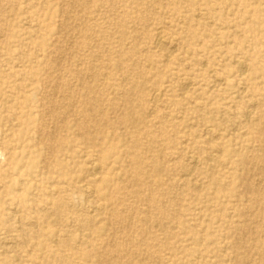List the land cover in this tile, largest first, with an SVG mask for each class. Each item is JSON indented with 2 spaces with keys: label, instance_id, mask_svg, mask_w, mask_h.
Listing matches in <instances>:
<instances>
[{
  "label": "rangeland",
  "instance_id": "obj_1",
  "mask_svg": "<svg viewBox=\"0 0 264 264\" xmlns=\"http://www.w3.org/2000/svg\"><path fill=\"white\" fill-rule=\"evenodd\" d=\"M159 29L165 33L160 52L152 48ZM29 34L34 36L32 47L3 43L23 41ZM168 52L171 57L166 62ZM237 60L246 67L241 74ZM128 75L139 81L145 94L139 126L159 131L155 147L136 156L142 163L134 166L148 177L144 184L160 185L148 187L145 193L160 199L161 188L171 186V200L180 193L185 197L169 212L173 219L169 230L176 239L169 238L159 222L150 223L155 247L149 264H264L261 247L253 245L255 226L263 229L264 240V211L248 210L250 199L241 177L245 170L242 173L239 162L240 157L248 161L245 178L263 201L264 0H0V228H25L28 238L26 245L7 239L0 264H58L54 254L66 256L68 264H111L112 259H103L101 246L117 225L109 216L114 207L111 188L101 185V201L98 198L100 177L114 174V181L122 186L118 204L125 200L126 206L136 204L146 213L145 202L135 197L139 187L129 182L134 166L126 146L132 135L139 134L134 126H104L101 142L116 143L118 152L101 158L98 177L70 182L73 172L79 174L82 167L89 171L97 159L94 151H86L76 141L77 132L72 130L73 121L82 119L78 110L89 96L88 86L93 85V96L104 98L99 101L101 119L108 114L107 101L114 97L125 101L119 108L132 110L134 105L135 110L140 102L128 103L129 96L120 90ZM183 82L188 83L185 89ZM157 91L164 95L158 105L162 115L158 125L156 115L149 114V101ZM51 100L60 107L70 103L68 123L53 122L47 112ZM108 115L110 122L121 116L120 112ZM41 128L55 130L56 137L44 139L38 134ZM7 136L23 149L8 148ZM139 138L145 147L149 139ZM94 143H99L97 138ZM210 151L216 155L207 162ZM157 156L166 167H175L173 183L172 171L154 172L145 160ZM212 178L231 184L217 200L212 196ZM59 188L66 193L63 200ZM52 200H59L63 219L49 208ZM19 211L21 216H13ZM33 211L45 217L37 233L31 228ZM82 220L93 226L92 233L80 225ZM242 224L249 229L240 231ZM207 235L212 239L209 247ZM62 240L67 247L60 246ZM89 242L96 250L89 249ZM249 245H253L250 260L244 256ZM188 250L194 254L186 255ZM81 252L84 262L78 259Z\"/></svg>",
  "mask_w": 264,
  "mask_h": 264
},
{
  "label": "bare ground",
  "instance_id": "obj_2",
  "mask_svg": "<svg viewBox=\"0 0 264 264\" xmlns=\"http://www.w3.org/2000/svg\"><path fill=\"white\" fill-rule=\"evenodd\" d=\"M254 5H255V7L258 8L257 3H254ZM164 36H165V33L163 30H161V29L156 30V32H155V43L152 47L154 50H157L159 52L163 51L162 44L164 42ZM3 43L7 46H10V47L23 45L24 47L26 46L28 48V47L33 46L34 36L32 34H29L25 40L19 41V42L14 41V39H5ZM170 57H171V54H170V52H168L165 55V58H166L165 61L167 62ZM235 62H236V65L238 67V70L241 74V72L244 70L245 65L243 64V62L241 60L240 61L237 60ZM244 63H245V61H244ZM121 66L124 70V68H125L124 61L121 63ZM212 73H214V72H212ZM102 81H103V79H102ZM124 82H125V85L123 87H120V90L122 91L123 96H125V95L129 96V99L127 101L128 103H130L131 101H137L138 103L140 102L141 108L139 105L138 109L133 110V108H134V105H133L132 110L121 109V108H119V106H121L122 103H125V101H123L120 98L114 97L113 99L107 101V108H106V111L108 114L113 113V112H120V114H121L120 118L114 122H110V120L108 119V116H109L108 114H106V115L103 114L102 115L103 118L101 119V104L99 103V101L101 100V102H103L104 98L99 99L101 95L100 96L98 95V97L93 96L94 87L92 84H90L88 86L89 96L80 104V109L78 110V114L83 115L82 119H77V120L73 121L72 130H74V132L75 131L77 132L76 133V138H77L76 141H80L81 144L85 145L86 151H89V150L94 151L97 155V159H96V163H94V164H92V166H90L89 171L87 170L85 172L84 167H82L79 174H75V172H73L70 175V182H72V180H73L72 183H77V184L80 182L84 183L83 179L85 177L89 179L90 177H94L95 175L97 176L99 173H101L100 172L101 171V158L102 159H108L109 157H111L112 154L118 152V147H117L116 143L111 142L110 145L108 146L106 143L101 142V137L106 136V134H105L106 130H105L104 126H107L110 129H114L115 126H117V125L118 126H124V127H128L129 125H131L137 129L136 131L139 134L132 135L130 137L129 144L126 146L127 154L132 157L131 163L133 166L137 165L138 163H142L141 158L136 157L140 152H142L140 150H148L149 151L152 149V147L153 148L155 147V143L157 142L156 139L158 138L159 131L157 130V132L156 131L154 132L153 130L150 129V127L146 126L145 124L143 126H139V125H141V123L143 121V118L141 119V117L143 114H145V105H146L145 94L140 90L139 81H137V79L135 80V78L132 77L131 75H128L124 78ZM182 84L184 86V87H182L183 89L187 88L188 83L183 82ZM165 90L170 92V90H168L167 88H165ZM160 94H161V91H160V93L157 91V93L154 94V96L149 101V106H150V111H151V113L149 112V114L150 115L151 114L156 115V119H157L156 124L157 125L160 124V120L162 118V115L158 109V105L160 104V101H161L160 100L161 96L163 95V94L162 95H160ZM179 96H181V95H179ZM69 106H70V103H67V102L65 103V105H63L61 107L56 106V105H54V103L51 100L50 102H48L47 112L49 113V115L52 116L53 122L55 121V122H63V123L66 122V123H68L65 116L68 113L67 110H68ZM96 114L100 115L99 120H94L93 117ZM128 116H131V118L129 119V121H126L125 119ZM246 117H247V115H246ZM12 120L14 121V119H12ZM101 120H102L103 126L101 125ZM159 129H161L160 125H159ZM208 130L211 131V128L210 129L208 128ZM205 131H206V129H205ZM209 132H208V134H209ZM38 134H40V136H43L44 139L45 138L51 139V138L56 137L55 130H53V131L46 130L45 131V129H43V128L38 129ZM139 135L143 136L144 139H146V138L149 139V142L147 143V145H145V147H143V145H142L143 143H141ZM205 136H207V135H205ZM9 138L10 137H8V136L4 138V140H5L4 142L7 144L6 146L8 148H11V149L13 148V149H17V150L23 149L22 145H16V144L12 145ZM95 138H97L99 143H94ZM162 153H164V152H162ZM213 153H214V151H210L208 153L210 155V158L207 162H209L211 160V158L216 155L215 153H214L215 155H213ZM256 158H260V156L256 157ZM190 159L192 161L195 160L191 156H190ZM145 160H149L148 164L150 163V166L153 168L154 172H158V171L165 170V169H167V171H169V172L172 171L173 174H172V178H170V180L173 183V181L175 179V175H176V174L174 175V172H175L174 166H172L171 168L166 167L165 166L166 164L164 163L163 159L160 156H157V158H155V159L146 158ZM113 162H115V161H113ZM239 162L242 164V173L245 170V173H244L245 176L242 174L241 177L244 180L243 188L245 190V193H246L247 197L250 199V205L248 207V210L253 209L255 207H258V209L264 211V200L260 201L258 199V196H259V194L257 192L258 189H256L253 185H251L250 182L247 181L248 176H247V178H245L246 175L249 173V169L247 168L248 161L244 157H240ZM195 163L197 164V162H195ZM190 167H191V164H190ZM193 169L191 168L190 170L192 171ZM129 172H130L129 182L131 181L132 183H134L136 186L139 187L138 191H135V193H136L135 197L138 199L139 202L144 201L146 206H147L146 213H144L146 215L143 218L139 217V215H141L143 213H142V211L140 212L138 210V206L136 204L133 206H126L124 204L125 200H123L122 202L119 201V204H118L117 193L119 192V190H121L122 186H121V184L116 183L114 181V174L111 175L108 179H101V177H100L99 179H97L98 181L96 182V185L99 188L98 198L100 201H101V185H102V187H106V188L110 187L112 190V194H111L110 199L113 201L112 203H113L114 207L112 208L111 212L109 213V216L111 218L112 224L117 225L114 227V230L112 231L113 234L101 246L102 247V253H103V259L104 260L107 258L112 259L111 264H149L148 261L151 260V257L154 255L153 248L155 247L152 244V240H153V236H154V230H153V226L150 223L152 221L159 222L166 229L167 236L169 238L176 239V237L173 235V233L169 230V225L173 221V219L169 215V212L174 206H178V204L181 200L184 201L185 197L182 193H180L179 196L174 201L171 200L170 195L173 192V191H171V186L169 188H167L168 187L167 186L166 187L167 189L161 188L163 191L160 193V195H161L160 199L155 197L153 194H146L145 191H147L148 187H152V186L160 187L159 183L154 182V181H152V182L148 181L146 184H144V182L147 180L148 177L141 175V174H143V171L139 166H134ZM188 174H191V173H188ZM79 175H83V178L79 179ZM141 176H142V178H141ZM173 176H174V178H173ZM184 176H185V174H184ZM65 184L68 185L69 183H65ZM230 185L231 184L225 185L222 181H218V180H215L212 178V181L210 182V187H212V191H213L212 196H213L214 200L219 199L221 194L224 193V190L227 187H231ZM161 186H162V183H161ZM198 187H199V184H198ZM88 188L90 190V187H88ZM93 189L91 187V190H93ZM94 191H95V189H94ZM58 193L60 195L59 199L63 200L64 199L63 196H64V194H66L64 192L63 188H59ZM131 194H133V193H131ZM90 196H91V194H90ZM0 200H1V197H0ZM58 201L59 200L50 201L49 208L52 209L53 211L55 210L58 213L59 218L63 219L64 218V211L59 206L60 203ZM120 203H121V205H120ZM170 203L172 206H170ZM180 206L178 207V209L180 208ZM20 212L21 211L16 212L15 214L13 213V216L14 215L15 216H21ZM33 212H34L33 215L30 216L31 228H32L34 233H37L38 231H41V229L44 227L42 221L45 217H43L40 212L39 213L38 212L36 213L35 211H33ZM1 214H3V206L0 204V215ZM175 214H177V213H175ZM240 214L244 215L245 212H241ZM177 215H179V214H177ZM221 215L224 216L223 213H221ZM225 221H226V223H228L227 219H225ZM79 223L81 226L86 228L85 230H88L91 233L94 231L93 226L90 225L88 221L85 220V222H83V220H82V221H79ZM83 227H81V228H83ZM240 228H239L240 231L249 229L247 224H244V225L242 224V226ZM0 229L4 230V231H0V250H2V249L5 250V248L7 246L6 240L9 238L16 239V240H18V242L20 240L21 245L27 244L28 238L26 236V229L25 228L17 227L15 229H10V228L4 227V228H0ZM261 230H263V229H261ZM261 230L256 226L254 227V230H253V235H254L253 242L254 243H253V245H255V246L259 245L261 247V249L259 251H260L261 255L263 256L262 260H264V240L261 238V234H262ZM152 233H153V235H152ZM144 236H145V238L147 237L146 241H144ZM211 240L212 239L207 235L206 236V244L208 247L210 246ZM62 241L60 243V246L61 247H67V245L64 243V240H62ZM88 244H89L88 245L89 249L96 250L97 247L94 243L89 242ZM253 245H249L245 249V255L244 256H245V258H248L249 260L251 258V249H252ZM168 249L171 250L172 247H170ZM199 249H200V246H199ZM199 249L197 248V250L199 251V254H200V251H202V250H199ZM202 249L206 251L205 248H202ZM185 254L186 255L194 254V251L188 250L185 252ZM246 254L248 257L246 256ZM53 256L56 258L58 264H68L69 263L68 262L69 260L67 259L66 256L55 255V254ZM84 256L85 255L83 252L78 253V259L82 260V262H84V259H85ZM258 262H259V260L257 261V263ZM103 264H105V263H103Z\"/></svg>",
  "mask_w": 264,
  "mask_h": 264
}]
</instances>
